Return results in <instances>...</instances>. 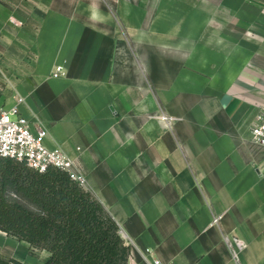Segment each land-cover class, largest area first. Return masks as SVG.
<instances>
[{"label":"crops","instance_id":"crops-1","mask_svg":"<svg viewBox=\"0 0 264 264\" xmlns=\"http://www.w3.org/2000/svg\"><path fill=\"white\" fill-rule=\"evenodd\" d=\"M263 104L264 0H0V113L79 163L128 264H237L225 236L264 264ZM15 241L0 257L23 263Z\"/></svg>","mask_w":264,"mask_h":264},{"label":"trees","instance_id":"trees-1","mask_svg":"<svg viewBox=\"0 0 264 264\" xmlns=\"http://www.w3.org/2000/svg\"><path fill=\"white\" fill-rule=\"evenodd\" d=\"M0 231L47 251L43 264H128L131 254L110 213L67 173L3 157ZM0 264L19 262L0 257Z\"/></svg>","mask_w":264,"mask_h":264},{"label":"built area","instance_id":"built-area-1","mask_svg":"<svg viewBox=\"0 0 264 264\" xmlns=\"http://www.w3.org/2000/svg\"><path fill=\"white\" fill-rule=\"evenodd\" d=\"M16 23L15 21H12ZM67 71L63 66H56L53 78H64ZM22 100L19 99L18 103ZM173 118L160 116V120L169 127ZM48 136L47 128L41 124L22 117L18 106L10 110H3L0 113V157L26 163L30 168L45 173L49 168H55L69 175L71 180L77 182L83 189L87 190V180L82 172L79 163L68 156L61 149H50L46 146L45 140ZM252 140L264 147V104L261 105L255 115L252 129ZM222 216H215L212 226H219ZM225 243L228 245L232 259L235 263L240 262V254L246 248L245 242L235 236H225ZM130 246V242H126ZM144 260L149 264H162L153 258L152 250L146 249L142 254ZM147 256L152 257L149 262ZM130 258V257H129Z\"/></svg>","mask_w":264,"mask_h":264},{"label":"rangeland","instance_id":"rangeland-1","mask_svg":"<svg viewBox=\"0 0 264 264\" xmlns=\"http://www.w3.org/2000/svg\"><path fill=\"white\" fill-rule=\"evenodd\" d=\"M160 116H167L169 118H173L172 121L168 125L170 129L175 128V126L181 121V118L170 116L168 114H165L164 112H161V114H159V115L153 116V119L157 120L159 123H161V124H163L165 126H166V124H164L160 120ZM17 241H15V242H17ZM22 246L24 247V244H22ZM25 246H26L25 249L21 250L22 252H20L21 254L18 257V258H20L22 260L23 263L18 261L19 264H28V262L30 264H43V263H45L47 261V259L49 257V253L47 251L33 250L30 246H28V245H25ZM11 251L12 250H9L8 252H6V254H7L6 256H16V255H13V252H11ZM3 258L11 259V258H8V257H3Z\"/></svg>","mask_w":264,"mask_h":264}]
</instances>
